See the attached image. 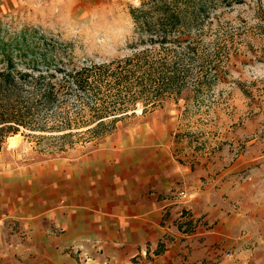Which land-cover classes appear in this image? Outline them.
Masks as SVG:
<instances>
[{"label": "rangeland", "instance_id": "1", "mask_svg": "<svg viewBox=\"0 0 264 264\" xmlns=\"http://www.w3.org/2000/svg\"><path fill=\"white\" fill-rule=\"evenodd\" d=\"M141 1L0 0V35L35 26L70 42L76 55L125 57L138 48L130 9ZM209 9L179 95L146 112L139 102L98 141L62 149L53 136L19 131L11 143L9 135L0 149L7 188L30 189L32 197L35 190L41 201L67 182L71 197L94 190L105 201L148 184L166 199L174 225L196 232L191 254L264 264V0H220ZM21 169L34 171L36 183L8 175ZM211 230L221 236L203 249L202 231Z\"/></svg>", "mask_w": 264, "mask_h": 264}, {"label": "trees", "instance_id": "2", "mask_svg": "<svg viewBox=\"0 0 264 264\" xmlns=\"http://www.w3.org/2000/svg\"><path fill=\"white\" fill-rule=\"evenodd\" d=\"M217 1L132 5L138 48L111 60L76 55L70 42L35 26L0 35V149L19 131L59 138L62 149L98 141L139 102L146 112L179 95L196 30Z\"/></svg>", "mask_w": 264, "mask_h": 264}, {"label": "crops", "instance_id": "3", "mask_svg": "<svg viewBox=\"0 0 264 264\" xmlns=\"http://www.w3.org/2000/svg\"><path fill=\"white\" fill-rule=\"evenodd\" d=\"M18 172L8 175L38 180L34 171ZM7 177L0 170V264H231L199 259L195 249L191 254L196 232L175 226L174 215L164 210L166 199L148 184L134 183L105 201L94 190L74 198L67 182L55 193L49 184L50 194L39 201L35 190L32 197L30 189L7 188ZM203 234V249L221 236ZM204 254L211 257L212 249Z\"/></svg>", "mask_w": 264, "mask_h": 264}, {"label": "bare ground", "instance_id": "4", "mask_svg": "<svg viewBox=\"0 0 264 264\" xmlns=\"http://www.w3.org/2000/svg\"><path fill=\"white\" fill-rule=\"evenodd\" d=\"M17 136H18V135H15L14 137H12V139H11V143L16 142Z\"/></svg>", "mask_w": 264, "mask_h": 264}]
</instances>
